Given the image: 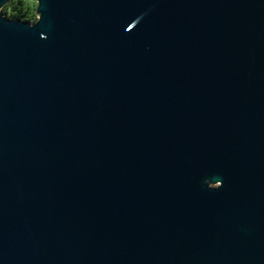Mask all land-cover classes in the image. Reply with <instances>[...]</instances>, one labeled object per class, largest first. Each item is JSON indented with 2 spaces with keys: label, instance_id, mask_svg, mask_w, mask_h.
<instances>
[{
  "label": "water",
  "instance_id": "1",
  "mask_svg": "<svg viewBox=\"0 0 264 264\" xmlns=\"http://www.w3.org/2000/svg\"><path fill=\"white\" fill-rule=\"evenodd\" d=\"M35 3L0 11V264H264V0Z\"/></svg>",
  "mask_w": 264,
  "mask_h": 264
},
{
  "label": "trees",
  "instance_id": "2",
  "mask_svg": "<svg viewBox=\"0 0 264 264\" xmlns=\"http://www.w3.org/2000/svg\"><path fill=\"white\" fill-rule=\"evenodd\" d=\"M25 0H15V3H8L6 10L1 11L2 15L8 19L29 21L27 18L29 8L24 3ZM6 6V5H5ZM4 8V6L2 7ZM36 19L33 20V22Z\"/></svg>",
  "mask_w": 264,
  "mask_h": 264
},
{
  "label": "rangeland",
  "instance_id": "3",
  "mask_svg": "<svg viewBox=\"0 0 264 264\" xmlns=\"http://www.w3.org/2000/svg\"><path fill=\"white\" fill-rule=\"evenodd\" d=\"M24 3L26 5V0L24 1ZM35 10H36V3H35L34 8H29V10H28L27 18L30 22H33V20L36 19Z\"/></svg>",
  "mask_w": 264,
  "mask_h": 264
},
{
  "label": "clouds",
  "instance_id": "4",
  "mask_svg": "<svg viewBox=\"0 0 264 264\" xmlns=\"http://www.w3.org/2000/svg\"><path fill=\"white\" fill-rule=\"evenodd\" d=\"M10 3H15V0H10ZM26 6L28 8H34L35 7V0H26ZM9 7L8 5L4 6V8L0 9V11H4Z\"/></svg>",
  "mask_w": 264,
  "mask_h": 264
}]
</instances>
